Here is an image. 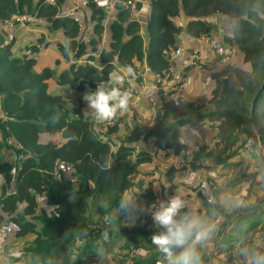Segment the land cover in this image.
Returning <instances> with one entry per match:
<instances>
[{
  "label": "trees",
  "instance_id": "16d2710c",
  "mask_svg": "<svg viewBox=\"0 0 264 264\" xmlns=\"http://www.w3.org/2000/svg\"><path fill=\"white\" fill-rule=\"evenodd\" d=\"M87 3L86 7L66 11L64 0H56L55 5H48L45 0H0V22L7 25L13 14H28L45 20L50 32L60 30L66 42L57 44L56 48L65 59L71 56L74 61L67 71L59 74L56 82L82 92L94 91L97 83L108 81L117 63L141 71L139 66L145 64L149 71L168 80L176 65L171 53L181 46L179 35L185 32L191 37L203 36L212 30L204 18L225 15L233 20L232 35L224 43L214 42L222 48L235 44L249 70L223 63L219 72L211 74L215 87L207 103L180 106L178 116L168 127L172 129L169 141L163 142L167 129L140 127L132 130L127 141L140 136L153 137L154 144L186 159V146L177 142L176 126L207 120L216 129V141L212 148L200 146L191 158L192 163L204 157L227 160L236 147L239 153L248 152V142L252 143V152L264 151V0H151L145 36L132 12L116 9L109 25L108 50L98 49L97 44L109 12L97 0ZM86 8L90 10L89 20L94 24L97 38L85 41L84 11L81 12ZM71 10L73 14L68 16ZM182 14L189 18L185 27L174 23ZM4 37L0 32V106L4 117L0 119V175L3 176L0 222L6 215L9 223L16 226L14 235L33 234L23 250L30 264H71L69 256L73 251L79 252L75 264H94L99 257L95 241L101 228L95 232L88 229L89 202L94 204L96 214L108 220L122 193L133 186L138 167L150 162L151 156L143 151L135 154L133 148L122 145L112 150L108 134L117 130L118 117L112 125L100 129L94 121L83 119L80 112L71 117L62 97L47 92V81L53 77V71L50 68L34 71L35 61L27 55L45 45L43 37L21 57L12 54L14 39L6 41ZM40 134H60L64 142L42 144ZM8 138H13L16 145H8ZM60 164L71 166L72 176L65 175ZM101 165H106L107 170H101ZM173 172L172 167L167 173L169 181ZM38 196H44L46 205L53 209L51 213L40 208L34 215L39 208ZM154 202L153 199L146 206ZM146 209L142 215L145 223L140 228L142 233L157 229ZM263 212L264 204L258 213ZM27 216L31 219L27 220ZM81 229H86L89 236L83 246L77 245L79 240L73 236L75 230ZM241 235L239 252L250 248L252 260L264 255V249L256 246L258 236H264V225L259 226L255 220ZM134 264H156V261Z\"/></svg>",
  "mask_w": 264,
  "mask_h": 264
},
{
  "label": "crops",
  "instance_id": "0c3cea01",
  "mask_svg": "<svg viewBox=\"0 0 264 264\" xmlns=\"http://www.w3.org/2000/svg\"><path fill=\"white\" fill-rule=\"evenodd\" d=\"M97 1L102 4L103 0ZM150 1L137 0L138 11L132 17L134 20L137 19L139 21L140 32L144 36V26L149 16ZM75 4H77V0H64L63 10L67 11L77 8ZM83 11L84 40L96 39L97 37L93 33L94 24L89 20L90 10L88 8L82 10V12L78 10L81 14H83ZM114 14V10H110L106 20L103 22V31L97 44L98 49L108 50L109 48V25ZM188 20L189 18L182 14L180 17L174 19V23L185 27ZM203 20L212 26V30L204 34L205 36L191 37L182 32L178 37V44L182 47L201 52L205 60V68L202 70L192 67L184 68L176 63L172 76L168 80H162L161 84L157 87L156 74L149 71L145 64L139 66L142 69L143 77L137 81H130L126 68L120 66L118 63L115 64L112 73L115 72L124 76V85L129 84L132 86L134 96L131 97L129 112L118 116L120 123L117 130L109 133L108 138L111 144H113V151L122 145L133 148L135 154L141 151L150 154L151 161L138 167L139 171L133 179V186L128 190L142 191L139 199L145 209L149 206H146L149 201L153 199L158 201V195L163 189H166L172 195L189 198V210L191 212L197 214L201 219L217 225L214 238L201 249L204 264H253L251 258V253L253 252L250 251V248H244L239 252V243L243 239V236L238 238V236L232 234V229H234L235 225L233 224L234 220L231 223L233 225L230 224L231 227L229 225L225 231L224 228L238 214L245 215L248 213L250 214H248L247 218L250 219V222L258 220L259 226L264 225V212L260 215L258 213L260 207L262 209L263 205L261 203L264 201L263 150L257 151L258 153L252 152V150L239 153V149L237 150L236 147V149H233L235 150L234 154L227 160L217 161L213 157H204L192 163L191 158L200 146L212 148L216 141V129L212 127L213 123L207 120L176 126V139L178 143L186 146L184 152L187 156L186 159L181 154L176 155L171 153L169 149H162L157 146L154 144L155 139L153 137L144 139L140 136L135 141H127V137L135 127H140L143 130L155 128L157 130H169L168 127L175 121L180 112V106L183 103H189L194 106L207 103L215 87L211 74L219 72L223 68V63L219 61V58L216 60L213 54L207 52L208 43L212 40L224 43L225 38L231 37L233 20L221 14H214ZM0 32L4 33L6 41L14 39L12 54L16 57L26 54L27 48L36 44L37 40L43 37L45 45H41L37 52L33 54L28 53L27 55L34 59V69H38L39 71L43 68H50L53 71V77L47 81V92L51 95L62 97L66 102V108L71 117H76V112H80L83 119L95 122L94 115L89 112L90 110L83 99L84 94L90 91L86 89L79 92L69 86L58 85L56 82L59 74L67 71L70 64L74 61L71 56L65 59L56 48L57 44H65L66 42L60 30L50 32L45 20L35 19L33 26L14 25L10 21L7 25H4L0 22ZM225 48L229 55V62L232 65L249 70V66L243 62V55L235 44H231ZM180 82H184L185 87L176 98L168 99L161 95V89L171 91ZM166 102L170 103L167 104ZM2 118L4 117L0 106V119ZM97 124H99L100 129H102V126L105 128L108 125L106 122ZM171 133L172 129L165 134L163 142L170 140ZM49 141L55 143L64 142L60 134L39 135V143L45 144ZM6 143L8 145H16L13 138H8ZM182 162L188 164L183 165ZM172 167L175 172L172 173L171 180L169 181L167 173ZM204 176L212 178L217 189L213 193V198H205L201 199L203 200L201 201L199 199L200 196L188 194V192L189 189H193L192 187L198 179ZM251 183L255 184V186L252 187L253 190L249 194L246 191L248 185ZM2 184L3 176L0 175V194ZM76 187L77 185H75ZM37 201L39 208H36L34 215L40 212V208L45 209L47 213L52 212L53 209L46 205L44 196H38ZM259 202L260 204H258ZM235 211L237 213H234ZM142 215H144V212L140 215L135 226H125L123 215L118 218L117 224H110L108 220H105V217H100L96 214L94 204L89 202L87 211L88 229L95 232V229L102 228L100 224H103L105 230L107 229L108 231L109 240L103 246V255L108 251L109 246H114L119 240H127L125 246L122 244L113 251L116 255L115 257L113 253L111 254L113 256V261L110 259L112 264H134L136 259L133 256L129 257L130 248L138 245H141L142 248L138 247L143 249V256L146 259L137 260L136 262L155 260L156 264L162 262L165 264V257L155 248L151 241L152 235L158 229L153 228L152 230H146V233H142L140 228L143 224L145 225ZM230 216L231 219L228 220ZM26 219L30 220L31 217L27 216ZM8 220L9 217L3 215V220L0 223H7L9 222ZM126 230L128 234L124 232ZM33 237L31 233L23 236H16L14 233H11L4 245V251L7 250L11 254L7 256V253L3 251L0 263L30 264V258L28 255H24L23 250L29 245ZM263 237L258 236L259 240L256 243V246L261 249H264ZM217 243L218 245L220 243L222 245L216 247ZM230 244H233V246L228 248ZM77 245H79V242ZM132 252L134 253L135 250ZM94 264H107V262H103V257H98Z\"/></svg>",
  "mask_w": 264,
  "mask_h": 264
},
{
  "label": "clouds",
  "instance_id": "9594fccd",
  "mask_svg": "<svg viewBox=\"0 0 264 264\" xmlns=\"http://www.w3.org/2000/svg\"><path fill=\"white\" fill-rule=\"evenodd\" d=\"M133 71L130 66L126 68L128 74ZM124 82V76L114 72L108 81L97 83L94 91L84 94L83 99L96 123L114 121L119 115L129 112L131 92L123 87ZM101 170H107V166L101 165ZM141 192L124 191L118 206L110 212L108 222L117 224L118 218L123 215L125 226H135L145 211L139 199ZM151 218L158 229L151 240L165 257V264H204L201 249L214 238L217 229L215 223H209L191 212L187 202L180 195L154 202L151 205ZM73 236L82 246L86 245L89 239L86 229L75 230ZM108 240L106 229L95 241L97 255L101 258L103 246ZM78 258V251H73L69 256L71 264H75ZM253 264H264V255L254 257Z\"/></svg>",
  "mask_w": 264,
  "mask_h": 264
},
{
  "label": "built area",
  "instance_id": "2783aa9c",
  "mask_svg": "<svg viewBox=\"0 0 264 264\" xmlns=\"http://www.w3.org/2000/svg\"><path fill=\"white\" fill-rule=\"evenodd\" d=\"M45 2L48 5L56 4V0H45ZM87 4H88L87 0H77V4H75V7L77 8L86 7ZM101 5L108 12L110 10L119 9V10H126L134 14L138 11L137 0H103ZM77 8H74L73 10ZM73 10L67 12V15L71 16L73 14ZM9 20L14 25L19 24L24 26V25H28L31 22L32 17L26 14H13ZM207 52L219 58V61H221L222 63L229 62V55L226 51V48H222L221 44H217L214 41H210L208 43ZM171 55H172L171 56L172 59L184 68L192 67L197 70H202L204 68L203 65L205 63V60L201 52L198 50L187 49L182 46H177L175 50H173ZM142 77H143V72L140 69H135L133 73L128 74V78L130 79V81H137L140 78L142 79ZM155 79L157 84L159 83L161 84L162 78L160 75H156ZM184 87H185V83L180 82L176 86H174L171 91L168 90L165 91L161 89V95L168 99H174L183 90ZM124 88L131 92V97L134 96V89L132 88V86H130L129 84H125ZM106 123L108 125H112L113 121ZM171 152L173 153L172 150ZM60 166L62 167L65 175L72 176L73 169L71 166L64 164H60ZM213 189L214 186L212 181L206 178H199L198 181L193 185V190L196 193H199L208 199L213 198V192H214ZM171 196L173 195L167 194L165 195L164 199H167ZM182 198L187 202L188 205V199L186 197H182ZM151 205H149L148 208L146 209V213L150 217H151ZM14 230H16V226L14 224L9 222L0 223V258L2 257L6 240Z\"/></svg>",
  "mask_w": 264,
  "mask_h": 264
},
{
  "label": "rangeland",
  "instance_id": "374dc122",
  "mask_svg": "<svg viewBox=\"0 0 264 264\" xmlns=\"http://www.w3.org/2000/svg\"><path fill=\"white\" fill-rule=\"evenodd\" d=\"M26 15H28V14H26ZM10 21V20H9ZM34 21H35V18H33L32 17V20H31V22L28 24L29 26H33L34 25ZM215 59L216 60H218L217 59V57H215ZM203 67H204V65H203ZM205 68V67H204ZM34 71H38V69H34ZM4 119V118H3ZM252 145V143L251 142H248V147H247V149L250 151V150H252L251 149V146ZM170 151H171V149H170ZM172 153V152H171ZM264 155V154H263ZM182 164L183 165H187V164H185V163H183L182 162ZM180 166V165H179ZM264 169V168H263ZM203 178H206V179H210L211 181H212V183H213V186H214V193H215V191H216V189H217V187H216V184H215V182H214V180L212 179V178H210V177H208V176H204ZM253 186H255V184H253V183H251V184H249L248 185V188H247V191L246 192H248L249 194L251 193V191L253 190L252 189V187ZM193 188V187H192ZM167 194H170V192L169 191H167L166 189H163L161 192H160V196L158 195V200H160V197H161V199H164V197H165V195H167ZM188 194H193V195H197L198 197H199V199L201 200V199H205L206 197H204L203 195H201V194H199V193H196L193 189H189V192H188ZM203 197V198H202ZM188 199V209L190 208V202H189V198H187ZM201 201H203V200H201ZM229 202H230V200H229ZM258 204H260V202L258 203ZM264 204V201L261 203V205H263ZM237 210H242V209H237ZM234 213H237V211H235ZM248 214H250V213H248ZM248 214H245V216L244 217H235V219H236V223H235V225H234V229H232V234L234 235V236H238V238H240V236H242L241 235V232H242V230H245L249 225H250V219L249 218H247V216H248ZM243 215V214H242ZM241 216V215H240ZM231 219V216L228 218V220H230ZM234 219V220H235ZM101 225V227L103 228H101L102 230H105V227H103V224H100ZM232 225V224H231ZM230 228V227H229ZM101 229H98V230H100V232H101ZM124 232H126L127 233V230L126 231H124ZM128 234V233H127ZM126 239H122V240H119V241H117V243L114 245V246H109V248H108V251L103 255V262H107V264H112L111 263V261H110V259H112V261H113V256L115 257L116 255L114 254V250L115 249H117L120 245H122V244H124L123 246H125V244H126ZM140 244H142L141 242H140ZM139 247H141V245H138ZM138 246H135V247H131L130 248V256L129 257H132L133 256V258L134 259H136V261L137 260H144V259H146L145 258V256H143L144 255V252H143V249H141V248H139ZM218 247H219V245H218ZM133 250H135V252L133 253L132 251ZM129 252V251H128ZM4 253H7L6 255L7 256H9L11 253L10 252H7V250H5L4 251ZM113 253V256L111 255ZM142 256V257H141ZM114 261H115V258H114ZM135 261V262H136Z\"/></svg>",
  "mask_w": 264,
  "mask_h": 264
},
{
  "label": "water",
  "instance_id": "95a60500",
  "mask_svg": "<svg viewBox=\"0 0 264 264\" xmlns=\"http://www.w3.org/2000/svg\"><path fill=\"white\" fill-rule=\"evenodd\" d=\"M240 215H242V214H238L237 215V217L238 216H240ZM235 219V217L234 218H232V220H230L229 222H228V224L225 226V228H224V231L226 230V228L232 223V221ZM218 246V243L216 244V247Z\"/></svg>",
  "mask_w": 264,
  "mask_h": 264
}]
</instances>
